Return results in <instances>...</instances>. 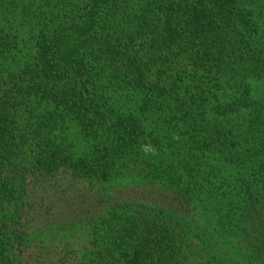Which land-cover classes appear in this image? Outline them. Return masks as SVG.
<instances>
[{
	"label": "trees",
	"instance_id": "1",
	"mask_svg": "<svg viewBox=\"0 0 264 264\" xmlns=\"http://www.w3.org/2000/svg\"><path fill=\"white\" fill-rule=\"evenodd\" d=\"M0 264H264V0H0Z\"/></svg>",
	"mask_w": 264,
	"mask_h": 264
},
{
	"label": "clouds",
	"instance_id": "2",
	"mask_svg": "<svg viewBox=\"0 0 264 264\" xmlns=\"http://www.w3.org/2000/svg\"><path fill=\"white\" fill-rule=\"evenodd\" d=\"M143 151H144L145 153H148V152L151 151V148L148 147V146H145V147H143Z\"/></svg>",
	"mask_w": 264,
	"mask_h": 264
}]
</instances>
